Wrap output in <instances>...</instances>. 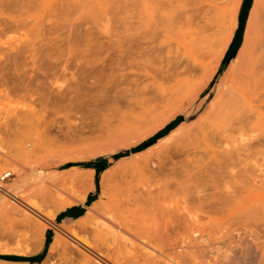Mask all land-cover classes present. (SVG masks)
Wrapping results in <instances>:
<instances>
[{
	"label": "rangeland",
	"instance_id": "1",
	"mask_svg": "<svg viewBox=\"0 0 264 264\" xmlns=\"http://www.w3.org/2000/svg\"><path fill=\"white\" fill-rule=\"evenodd\" d=\"M234 1L228 0L224 16L220 20H218V16L215 19L211 15L214 18L213 26L207 31L208 33L206 32L207 39L204 38L205 40L201 41V39L191 37V42L187 38L184 39L189 44L191 54H182L183 47L174 42L169 46L167 43L154 46L155 44L150 42L151 35L149 33L155 27V23L160 26L163 13H166L168 17L171 16L174 22L176 21L175 17L178 16L179 18L176 17L177 23L175 22L177 25L179 24L178 26L184 19H191L189 17L191 16V4L183 3V0L182 2L181 0H0V254L35 256L42 251L46 237H49V248L50 244H54V248H48L45 257L39 263L0 259V264H42L43 262V264H82L83 262L98 264L99 258L108 263L109 260L115 261L118 255L120 257L125 255L126 263H128L127 259L131 260L133 256L139 260L133 258V262L135 261L136 264H148L147 261L151 262L149 264H161L162 257L161 260L158 259L160 258L158 256V258L155 256V259L152 257L151 261L150 257L139 249V245L137 248L131 249L126 236L123 232L121 235L116 232L112 223L123 221L126 226L132 223L135 224L133 226H136L137 223L138 231L143 229L147 233L150 228V231L153 230V232L158 230L151 235L157 237L153 239H157L155 241H158L157 243L162 248L165 246V242L168 243L163 248L168 253V249L172 248L174 241H179L177 238L181 236L182 231L184 232L190 226V219L182 210H191L192 208V210H226L227 207H230L228 210H233L231 207L234 206H237L234 208L235 210H264V192L262 193L264 181H261L264 180V72L260 75L262 79L255 86V95L251 101H231L233 107L237 108L232 107V112L226 111L228 114L231 112L230 120L226 116L228 120L225 118L224 123L219 122V126H214L215 129H205L211 120L207 113L210 102L219 92V78L224 74L229 62L234 59V53L243 40L253 2V0H243L239 13L242 26L235 34L231 18L235 6ZM224 2L225 0H215L217 7L223 6ZM260 2L261 0L252 11V19L254 22L257 21V24L252 21L250 37L264 40V4L261 8ZM177 4L179 5L177 6ZM229 11L230 13H228ZM221 13L223 12H220V15ZM149 19H151L150 22ZM151 25L152 27H150ZM253 25L256 26L253 27ZM160 34L157 32L154 35L160 37ZM230 38L228 55L234 52L232 59L229 58L223 64L225 53L209 83L202 86L201 78L207 66L213 64L216 55L222 51V45ZM167 52L168 57L166 58L165 53ZM133 55H137L135 57L139 58L138 61H145V64L149 66L153 65L154 70L159 66L156 71L157 78H154L158 82L150 79L151 83H149L150 80L142 83L143 86L140 85V88H137L138 91L141 90V93L136 96L132 94H135L136 90L132 92L129 90L130 93L126 92L119 98L109 96L110 98L103 99L101 96H99L100 98L85 96L83 90L87 89L89 85H98L108 78L111 79L110 77L114 73H123L124 71H119L121 67L119 64L127 63L128 65L131 59L135 58ZM72 58L74 62L71 61ZM100 60L102 61L100 62ZM114 60H117V63ZM261 61L264 64V57ZM109 62L110 64H108ZM188 69L196 70L191 76L187 73ZM123 70L126 71L123 74L136 71L129 70L128 67ZM74 72H76L75 75ZM72 74L73 76H71ZM116 74L112 80L126 78L121 74ZM184 77L196 83L191 87L181 89L167 105L161 109L159 107L160 111L155 112V114L158 113L156 114L158 117H161L166 115L171 108L176 107L175 113L169 117L165 126L153 131H148L146 128L135 129L133 124H135L136 117L139 116L138 113L143 108L150 106L151 101L156 97L163 96L164 93L165 95L172 93V90L174 92L177 88L182 87L183 83L180 82H183ZM5 78L9 80L6 81ZM134 78L132 77V79ZM69 79L71 80L69 81ZM131 82L133 81L131 80ZM147 82L148 85H144ZM125 83L122 85L125 86ZM176 83L177 85H175ZM178 83H180L179 86ZM129 84L131 83H128V86ZM66 85L69 87H64ZM171 86L176 89L172 88L170 91ZM70 88H74L73 91ZM74 94H77V97L80 94L82 101L76 100ZM94 97H96V101L92 100ZM259 99L261 100L259 101ZM108 103L109 105H107ZM258 107L260 110H257ZM135 115L136 117H134ZM130 127L133 128L130 129ZM171 130H174L172 134L176 135V138L179 137L183 140L191 138V141L189 140L188 144L176 151L173 149L174 139H160ZM201 130H204L206 134H201ZM159 131L163 136L140 151L130 153L132 148L137 147ZM208 132H210L209 135H207ZM241 134L246 135L242 137ZM223 138L231 140H226V144H222ZM209 144L213 145L208 146ZM224 146H228L226 149L233 151L228 152L229 150H226ZM216 147L219 148V151ZM217 151L220 154H217ZM124 152L129 153L118 156L119 153ZM226 153L229 156L234 154L231 157L235 158L227 157ZM70 156L74 159L44 170L47 172V174L44 172L45 175L48 176L50 171H60L61 173L72 166L77 167V174L72 175L64 184L55 183V188L48 183L38 182L39 180L28 170L38 167L39 171L41 170L37 166L39 163L52 165L58 160ZM99 157L105 159L107 166L98 174V192L95 196V199L101 202L103 209L95 212V216L91 214L93 212H89L88 217L78 221L75 220L78 218L61 215L64 208L82 203L89 193H95L96 172L93 168L83 166L82 163L96 162ZM227 158L231 162L236 161L232 162V164L235 163V168L237 167L235 172L232 170L234 175L238 176L240 180L245 179L241 180L242 182L240 181L238 186L243 184V187H246L238 191L239 197L236 195V203L234 198L228 199L225 204L218 203L220 198L212 197L210 194L205 196L206 204L201 202L198 199L200 192L196 193L195 190L208 189L206 192H211V182L206 179L205 174L209 168L213 167L214 162L216 164L217 160L231 164ZM244 161L245 163H243ZM41 164L39 165L41 166ZM179 164L183 168L179 167ZM245 166L247 167L245 168ZM244 175L246 176L244 177ZM254 175L258 176L255 178ZM188 176L190 177L188 178ZM254 178L257 179L256 182L255 180L251 182ZM239 179L235 181L237 184ZM233 180L235 179L233 178ZM101 182L105 193L101 191ZM90 185L93 186L89 188ZM250 186L252 190L247 188ZM14 194H18L19 197H15ZM233 202L234 204H232ZM30 204H34L36 207L30 206ZM84 209L85 214L88 208ZM170 210L176 213H171ZM43 211L53 213V216L46 218L42 215ZM173 215L175 216L173 217ZM152 225L153 228H156L152 229ZM60 227H73L77 231H74L72 236L68 230H59ZM162 234L166 237L164 238ZM165 234L171 237L169 238ZM160 235L165 239V242L163 238H160ZM55 238H57L56 241H54ZM123 238L124 240H122ZM159 241L163 244L161 245ZM125 243L127 244L125 245ZM245 248L246 246H240L238 251L246 260L248 255ZM129 249L133 250V254L128 251ZM140 250L141 252H138ZM84 253L91 256L88 262L82 258ZM129 253H131V257ZM233 253L234 251L231 249L220 252L217 256L218 263L240 264L239 261L232 258ZM96 254L99 257H96ZM140 254L145 255L144 259ZM127 255H129L128 258ZM122 258L120 259L122 260ZM121 260L119 261L125 264L124 258V261ZM111 262L109 263L112 264ZM162 263L164 264L163 260ZM128 264L131 262L129 261Z\"/></svg>",
	"mask_w": 264,
	"mask_h": 264
},
{
	"label": "bare ground",
	"instance_id": "2",
	"mask_svg": "<svg viewBox=\"0 0 264 264\" xmlns=\"http://www.w3.org/2000/svg\"><path fill=\"white\" fill-rule=\"evenodd\" d=\"M152 1V0H151ZM183 0V3H187L188 5L191 4V19L189 18H186L184 19L183 22H181L180 26H178L176 23H177V18L178 16L175 17L176 19V23L174 22V20L172 21L173 18H171V16H167L166 13H163V15H161L163 17V19L160 21L159 25L158 26L156 23H155V27L151 29V32L149 33L151 35V43L153 42L155 45L154 46H159L160 43H167V45H171L172 42L176 43V44H180L182 47H183V52L182 54H191V51L189 50V44L186 43L184 41V39H188L189 42H191V37H195L196 39H201L202 40H205L207 39L206 37L208 36L206 34V32L213 26L212 24V21L213 19H217V16H218V20H220L221 17L224 16V11H225V5L228 3V0H225L224 2V5L221 6V7H217L216 6V3H215V0ZM234 1V0H233ZM148 2V1H147ZM150 2V1H149ZM182 2V0H181ZM232 2V1H231ZM230 4H233L231 3ZM146 3V2H145ZM170 3V2H168ZM235 3V6H234V10L232 11L233 14L231 15V18H232V21H233V25H234V30L235 31V28L237 27L238 25V21H239V13H240V10H241V6H242V3H243V0H235L234 1ZM257 3H259V0H253L252 4H251V12L249 13V16L247 18V24H246V28H245V32H244V37H243V40L242 42L240 43V45L238 46L237 50L235 51V55H234V59L231 60L228 64V66H226L225 70H224V74H222V76H220L219 78V82H218V88H219V92H218V95L215 96L211 102H210V106H209V109L207 111L208 115L211 117V120L208 124V126L205 128V129H210L213 130L214 126L218 125L219 122H225L227 117L228 119L230 120V117L229 114L232 112L231 110L234 108L236 109L235 107H233L231 101L235 100V101H238V100H246V101H251V99L253 98V96L255 95V86L257 84V82L259 80H261L262 78L260 77V75H262L261 73L264 72V64L262 63L261 59L264 57V40H260L259 38H254V37H250V28H251V24H253V19H252V11H254L255 7L257 6ZM261 8H263V4H264V1L261 0ZM150 4V3H149ZM155 5V4H154ZM170 5V4H169ZM179 4H177L178 6ZM182 5V4H181ZM180 5V7H181ZM176 6V7H177ZM231 6V5H230ZM263 6V7H262ZM156 7V5H155ZM168 7V5H167ZM174 7V6H173ZM172 7V8H173ZM187 7V6H186ZM179 8V7H178ZM228 8L229 5H228ZM181 9V8H180ZM147 10V9H146ZM157 10V8H156ZM155 10V11H156ZM172 10V9H171ZM227 10V9H226ZM174 11V10H172ZM187 11V10H186ZM190 11V10H189ZM185 12V11H184ZM220 12H223L221 13L220 15ZM187 13V12H186ZM184 13V14H186ZM230 13V11L228 12ZM171 14V13H169ZM181 14V13H180ZM183 14V13H182ZM188 14V13H187ZM186 14V15H187ZM213 15V17L211 16ZM72 16V15H71ZM153 16V15H152ZM160 16V18H161ZM92 17V16H91ZM182 17V16H181ZM185 17V16H184ZM72 18V17H71ZM70 18V19H71ZM152 18V17H151ZM159 18V17H158ZM179 18V17H178ZM84 19V18H83ZM153 19V18H152ZM73 20V19H72ZM182 20V19H181ZM191 20V22H190ZM151 21V19H149V22ZM159 21V20H158ZM179 21V20H178ZM253 21V22H252ZM153 22V21H152ZM151 22V23H152ZM219 22V21H218ZM257 22V21H256ZM254 22V23H256ZM20 23V22H19ZM179 23V22H178ZM154 24V23H153ZM257 24V23H256ZM14 25V24H13ZM75 25V24H74ZM87 25V24H86ZM140 25V24H139ZM88 26V25H87ZM158 26V27H157ZM256 26V25H255ZM253 25V27H255ZM73 27V26H72ZM152 27V25L150 26ZM260 28V27H259ZM17 29V28H16ZM255 30V29H254ZM257 30V29H256ZM253 31V30H251ZM258 31H260L258 29ZM121 32V31H120ZM154 32V33H153ZM161 33L160 34V37H156L154 34L155 33ZM26 33V32H25ZM208 33V32H207ZM233 35V34H232ZM258 35V34H256ZM132 37V36H131ZM259 37V36H258ZM113 38V37H112ZM205 38V39H204ZM250 38H254L253 40H251ZM147 40V39H146ZM149 40V38H148ZM231 38L228 39V41H226V43H224L222 45V51L220 52V54H217L215 59L213 60V64L210 65V66H207L206 68V71L203 75V77L201 78V84L202 86L209 83V81L211 80V77L213 76V74H215V69L216 67L218 66L219 62L221 61V59L223 58L224 54L226 53L228 47H229V42H230ZM31 42V40H30ZM33 42V41H32ZM149 42V41H148ZM21 43V42H20ZM146 43V42H145ZM33 44V43H32ZM147 44V43H146ZM9 45V44H8ZM153 45V44H152ZM14 46V45H13ZM31 47V46H30ZM137 47V46H136ZM162 48V47H161ZM118 49V48H117ZM164 49V48H163ZM175 49V48H174ZM173 49V50H174ZM111 50V49H110ZM157 50V49H156ZM166 51V49H164ZM163 50V51H164ZM5 51V50H4ZM27 51V50H26ZM42 51V50H41ZM45 51V50H44ZM149 51V50H148ZM169 51V49H168ZM39 52V50H38ZM116 52V51H115ZM153 52V51H152ZM13 53V52H12ZM19 53V52H18ZM37 53V52H36ZM149 53V52H148ZM147 53V54H148ZM173 53V52H172ZM176 53V52H175ZM174 53V54H175ZM14 54V53H13ZM41 54V53H40ZM124 54V53H123ZM168 54L165 53V55ZM170 54V53H169ZM174 54H171V55H174ZM6 55V54H5ZM84 55V54H83ZM122 55V54H121ZM120 56V55H119ZM137 56V55H135ZM133 55V57H135ZM6 57V56H5ZM11 57V56H10ZM153 57V56H152ZM158 57V56H157ZM168 57V55H166V58ZM12 59V58H11ZM15 59V58H14ZM78 59V58H77ZM76 59V60H77ZM85 59V58H84ZM103 59V58H102ZM139 58H132L131 59V62L127 63L126 64H119L121 65L119 71H124L126 72L125 68H129V70H136L135 72H128V73H117V74H121L123 75L124 77V80H119V79H113L112 80V77L114 76V73L113 76H111L110 78L111 79H107L101 83H99L98 85H92L83 90L85 91V96L86 97H93V96H98V98H100L99 96H101L103 99H105V97H109V96H112L113 98H119V97H122L123 95H125L126 92L130 93V91H134V93H132L133 95L136 96V94L138 95V93L140 94L141 93V90L138 91L139 89H137L140 85H142V83H145L146 81L150 80V79H153V81H156V79L154 78H157V69L159 68V66H157L158 68L156 69V67H154L156 70L153 69V65L149 66L147 64H145L146 62H142V61H138ZM149 59V58H148ZM153 59V58H152ZM155 59H158V58H155ZM160 59V58H159ZM232 59V58H231ZM75 60V59H74ZM86 60V59H85ZM123 60V59H122ZM129 60H130V57H129ZM128 60V62H129ZM9 61V60H8ZM68 61V60H67ZM73 61V58L72 60ZM98 61V60H97ZM102 60H100L101 62ZM111 61V60H110ZM115 61V60H114ZM117 61V60H116ZM115 61V62H116ZM162 61V59H161ZM62 62V61H61ZM74 62V61H73ZM91 62V61H90ZM113 62V61H112ZM127 62V61H125ZM60 63V62H59ZM117 63V62H116ZM89 64V63H88ZM110 64V62L108 63ZM47 65V64H45ZM59 65V64H58ZM61 65V64H60ZM112 65V64H111ZM123 65V66H122ZM127 67H126V66ZM48 66V65H47ZM55 66V65H53ZM66 66V65H65ZM80 66V64H79ZM94 66V65H93ZM113 66L114 63H113ZM125 66V67H124ZM5 67V66H4ZM3 67V68H4ZM37 67V66H36ZM35 67V68H36ZM57 67V66H56ZM64 67V66H63ZM69 67V66H68ZM67 67V68H68ZM116 67H117V64H116ZM119 67V66H118ZM124 67V68H123ZM2 68V69H3ZM47 68V67H46ZM53 68V67H52ZM55 68V67H54ZM65 68V67H64ZM78 68V67H77ZM82 68V66H81ZM8 69V68H7ZM99 69V68H98ZM113 69V68H112ZM115 69H118V68H115ZM61 70V69H60ZM83 70V69H82ZM196 69H188L187 73L188 75L191 74V76L193 75V72L195 71ZM3 71V70H2ZM1 71V72H2ZM6 71V70H5ZM68 71V70H67ZM81 71V70H80ZM118 71V70H116ZM7 72V71H6ZM85 72V71H83ZM161 72V71H160ZM46 73V72H45ZM61 73V72H60ZM71 73V72H70ZM76 72H74V75H75ZM82 73V71H81ZM1 74V73H0ZM9 74V73H8ZM13 74V73H12ZM42 74H44L42 72ZM55 74V73H54ZM116 74V75H117ZM7 75V73H6ZM62 75V74H61ZM65 75V74H64ZM63 75V76H64ZM70 75V74H69ZM78 75V74H77ZM115 75V76H116ZM1 76V75H0ZM4 76V75H3ZM9 76V75H8ZM40 76V75H39ZM57 76V75H56ZM60 77V75H58ZM73 76V74L71 75ZM70 76V77H71ZM82 76V75H81ZM122 76V77H123ZM156 76V77H155ZM6 77V76H5ZM12 77V76H11ZM10 77V78H11ZM80 77V76H79ZM132 77H136L134 79H132ZM39 78V77H38ZM82 78V77H81ZM114 78V77H113ZM134 82V84H132L133 82H131V80ZM6 79V78H5ZM8 79V78H7ZM6 79V81H8ZM46 79V78H45ZM50 79V78H49ZM57 79V78H55ZM77 79V78H76ZM85 79V78H84ZM4 80V79H3ZM71 79H69L70 81ZM80 80V79H79ZM78 80V81H79ZM82 80V79H81ZM86 80V79H85ZM125 80H128V81H125ZM176 80V79H175ZM90 81V80H89ZM92 81V80H91ZM181 81V80H180ZM3 82V81H1ZM94 82V81H93ZM126 82L123 86L122 84ZM158 82V81H156ZM155 82V83H156ZM54 83V82H53ZM80 83V82H79ZM83 83V82H82ZM97 83V82H96ZM128 83H131L129 84L128 86ZM151 83V80L150 82ZM180 83H183L180 87V88H175V87H178ZM180 83H178V86H175L177 85V83L174 85L175 87H170V91L171 89H176L174 92L172 90V93H164L163 96H160V97H156L154 100H152L151 102V105L148 106L147 108H143L141 112H139V116L136 117V115L134 117H136L137 119L135 120V124H133L134 128L135 129H148V131H153L155 129H158V128H161L163 126H165V124L168 122V119L169 117H171L175 111H176V107L175 108H171L170 111L164 115V116H161V117H158V113L155 114V112H157V110L161 109V107H164L165 105H167V103L170 102V100L172 99L173 96H175L179 91H181V89L183 88H187V87H191L193 86L196 82H192L191 80H189L187 77H184V80L183 82L181 81ZM64 84V83H63ZM85 84V82H84ZM83 84V85H84ZM56 85L58 86V84L56 83ZM131 85V86H130ZM144 85H148V82L147 84H144ZM81 86V85H80ZM143 86V85H142ZM141 86V87H142ZM159 86V85H158ZM64 87H67L64 86ZM63 87V88H64ZM69 87V86H68ZM67 87V88H68ZM87 87V85H86ZM150 87V85H149ZM60 88V87H58ZM140 88V87H139ZM142 88H145V87H142ZM141 88V89H142ZM72 89V88H70ZM74 89V88H73ZM72 89V91H73ZM84 89V88H83ZM151 89V88H150ZM149 89V90H150ZM169 89V88H167ZM166 89V90H167ZM264 89V88H263ZM80 90H82L80 88ZM130 90V91H129ZM165 90V92H167ZM71 91V92H72ZM144 91V90H142ZM155 91V90H154ZM261 91V90H260ZM150 92V91H149ZM161 92V91H160ZM73 93V92H72ZM144 94V92H142ZM151 93V92H150ZM159 94V93H158ZM75 95V94H74ZM83 95V94H82ZM131 95V94H130ZM129 95V96H130ZM132 95V96H133ZM153 95V94H152ZM162 95V94H160ZM32 96V95H31ZM34 96V95H33ZM78 95L76 94L75 95V98L76 100H81L82 97H80V94H79V97H77ZM141 96V95H140ZM151 96V94H150ZM155 96V94H154ZM66 97V96H65ZM97 98V99H98ZM110 98V97H109ZM32 99V98H31ZM71 99V98H70ZM89 99V98H88ZM91 99V98H90ZM95 100L96 97L92 98V100ZM107 99V98H106ZM132 99V98H130ZM66 100V98H65ZM101 101V99H99ZM118 100V99H117ZM261 99H259L260 101ZM34 101V100H33ZM82 101V100H81ZM80 101V103H81ZM90 101V100H89ZM96 101V100H95ZM109 101V100H108ZM143 101V100H142ZM140 101V102H142ZM149 101V100H148ZM263 102V100H262ZM98 103V102H97ZM102 103H103V100H102ZM107 103V102H106ZM228 103V104H227ZM78 104V103H77ZM82 104V103H81ZM117 104V102H116ZM144 104V103H143ZM75 105V104H74ZM97 105V104H96ZM101 105V104H99ZM109 105V103L107 104ZM111 105V103H110ZM149 105V104H148ZM76 106V105H75ZM78 106V105H77ZM84 106V104H83ZM262 106V105H261ZM81 107V106H80ZM94 107V106H93ZM233 107V108H232ZM32 108V107H31ZM97 108V106H96ZM100 108V107H99ZM27 109V108H26ZM254 109V108H253ZM260 110V108L258 107L257 110ZM31 110V109H30ZM231 111L229 114L226 113V111ZM160 111V110H158ZM236 111V110H235ZM235 111L233 112V114L235 113ZM263 111V110H262ZM141 113V114H140ZM258 113V112H257ZM137 114V115H138ZM232 114V116H233ZM264 114V113H263ZM262 114V115H263ZM156 115V116H154ZM154 116V117H152ZM221 116V118H220ZM227 116V117H226ZM263 117V116H262ZM132 118V119H133ZM226 118V119H225ZM131 119V120H132ZM223 119V120H221ZM225 119V120H224ZM227 119V120H228ZM239 119V118H238ZM256 119V118H255ZM130 120V121H131ZM124 122V121H123ZM133 122V121H132ZM130 122V123H132ZM223 122V123H224ZM244 122V121H243ZM222 123V124H223ZM220 124V123H219ZM221 124V125H222ZM132 125V124H131ZM220 125V126H221ZM219 126V125H218ZM132 127V128H133ZM130 127V129H132ZM216 128V127H215ZM214 128V129H215ZM218 129V128H217ZM245 129V127H244ZM136 131V130H135ZM208 131V130H207ZM253 131V130H252ZM174 132V130H171L169 133H167L166 135H164L163 137H161L160 139H165V140H168V139H174V141L172 142L174 145H173V149H179V148H183L186 144H188V142H190L191 138L190 139H187V140H183V139H180L179 137L176 138V135L172 134ZM201 134H206L204 132V130H201L200 131ZM210 132L207 133V135H209ZM224 133V132H223ZM237 133V132H236ZM244 133V132H243ZM248 133V132H247ZM250 133V132H249ZM223 137H224V134H222ZM238 135V134H237ZM246 135V134H244ZM244 135L241 134V136L243 137ZM256 135V134H255ZM201 136V135H200ZM202 137V136H201ZM204 137V136H203ZM245 137V136H244ZM228 138V137H227ZM176 139V140H175ZM208 139V138H207ZM223 138L222 140V144H226V140ZM235 139V138H234ZM239 139V138H238ZM242 139V138H241ZM190 140V141H189ZM203 140V139H202ZM229 140V139H228ZM227 140V141H228ZM231 140V139H230ZM229 140V141H230ZM236 140V139H235ZM234 140V141H235ZM246 140V139H245ZM221 141V140H220ZM240 141V139L238 140ZM206 142V141H204ZM233 142V141H232ZM237 142V141H236ZM208 143V142H207ZM210 143V142H209ZM235 143V142H233ZM217 144V143H216ZM228 144V143H227ZM238 144V143H237ZM244 144V143H243ZM213 145V144H212ZM212 145H208V146H212ZM245 145V144H244ZM222 146V145H221ZM230 146V145H229ZM219 147V146H218ZM216 147V149H218L219 151V148ZM225 147V146H224ZM228 147V146H226ZM225 147V149H226ZM244 147V146H243ZM249 147V146H248ZM211 148V147H210ZM250 148V147H249ZM248 148V149H249ZM225 149L223 150L224 153H225ZM247 149V151H248ZM226 150H229L228 148ZM232 149H230L228 152H231ZM236 149H234L235 151ZM251 150V149H250ZM249 150V151H250ZM177 151V150H176ZM213 151V150H212ZM215 151V150H214ZM217 151V152H218ZM233 151V150H232ZM242 151H244L242 149ZM194 152V151H193ZM196 152V151H195ZM202 152V151H201ZM211 152V151H210ZM227 152V153H228ZM236 152V151H235ZM246 152V150L244 151ZM251 152V151H250ZM222 153V152H221ZM223 153V155H224ZM226 153V154H227ZM234 153V152H232ZM238 153V152H237ZM235 153V154H237ZM240 153V152H239ZM247 153V152H246ZM260 153V152H259ZM204 154V153H203ZM216 154V153H215ZM217 154H220L219 152ZM231 154V153H230ZM242 154V152H241ZM240 154V155H241ZM86 155V154H85ZM213 155H214V152H213ZM228 155V154H227ZM234 156V154H232ZM231 155V156H232ZM239 155V154H238ZM239 155V156H240ZM259 155V154H258ZM231 156H227L231 159H234L232 158ZM236 156V155H235ZM250 156V154H249ZM252 156V155H251ZM76 157V156H75ZM214 157V156H213ZM238 157V156H237ZM263 157V156H262ZM67 158V159H66ZM65 159H61V160H58L57 162L53 163L52 165H47L46 163H39L41 164V166L38 164L37 166H39V169L41 170H37V168H34V169H28L39 181L38 182H44V183H48L52 186L55 185V183L59 184L60 183H65L67 180H69V178L74 175V174H77V167H70L68 169H66V171H63L60 173L57 172V171H50L47 175H45V173L47 174V172H45L44 170L45 169H51L52 167H55L56 165H59V164H62L63 162L65 161H69V160H73L74 158L73 157H66ZM223 158V157H221ZM220 158V159H221ZM226 157H224V160ZM227 158V160L229 159ZM240 158V157H239ZM249 158V157H248ZM247 158V159H248ZM264 158V157H263ZM244 159V158H243ZM245 159H246V156H245ZM250 159V158H249ZM257 159V158H256ZM217 160V159H216ZM250 160H253V159H250ZM212 161V160H211ZM223 161V160H222ZM222 161H218L214 162V165L212 168H209L205 174V177L206 179L210 180L211 182V189L212 191L207 193L206 191L208 190H195L196 193H199L200 196L198 197V199H200L201 202H206L207 198L205 197L206 194L207 195H212L215 196V197H218L220 198L219 202L218 203H221V204H225L228 199L232 200L234 198V202H235V198H236V195L237 197L238 196V191L240 189H244V186L243 187V184L241 186H238L240 185V183L242 182L241 180L243 179H239L238 176L234 175L235 171H236V168L234 166V164H232V161L229 159L228 161L231 162L230 163H225V162H222ZM243 161V160H242ZM241 161V162H242ZM246 161V160H245ZM245 161L243 163H245ZM248 161V160H247ZM257 161V160H255ZM227 162V161H226ZM236 162V161H235ZM264 162V161H263ZM248 163H251V162H248ZM246 163V164H248ZM260 163V162H258ZM237 164V163H236ZM208 165V164H207ZM261 165V164H260ZM238 167L240 166L239 164L237 165ZM251 166V164H250ZM256 166V165H254ZM262 166V165H261ZM179 167L183 168L181 166V164H179ZM201 167V166H200ZM244 167V165H243ZM247 166H245L246 168ZM257 167V166H256ZM255 167V168H256ZM31 168V167H30ZM180 168V169H181ZM192 168V167H191ZM234 168V169H233ZM248 168H249V165H248ZM43 169V170H42ZM173 169V167H172ZM242 169V168H240ZM244 169V168H243ZM253 169V168H251ZM80 170V169H79ZM169 170V169H168ZM178 170V169H177ZM185 170V169H183ZM232 170L234 172H232ZM256 170V169H255ZM261 170V169H260ZM41 171V172H40ZM173 171V170H172ZM246 171V170H245ZM257 171V170H256ZM45 172V173H44ZM185 172V171H184ZM248 173L250 171H247ZM246 172V173H247ZM261 172V171H260ZM245 173V174H246ZM252 172H250L251 174ZM262 173V172H261ZM264 173V172H263ZM262 173V174H263ZM93 174V173H92ZM173 175V173H171ZM170 174V175H171ZM237 174V172H236ZM238 175V174H237ZM248 175V174H247ZM259 175V173H258ZM257 175V176H258ZM77 176V175H75ZM74 176V177H75ZM82 176V175H81ZM104 176V175H103ZM174 176V175H173ZM238 177L237 179H239L238 181V184L237 182V179L236 177ZM246 175H244L245 177ZM255 176V175H254ZM255 176V178L257 177ZM263 176V175H261ZM79 177V176H78ZM190 176H188L189 178ZM192 177V176H191ZM230 178L227 180V178ZM264 177V176H263ZM226 178V180H225ZM233 178L235 180H233ZM250 178V176H249ZM248 178V179H249ZM253 178V177H252ZM252 179L251 182H253ZM36 179V180H37ZM171 179V178H170ZM78 180V179H77ZM245 180V179H244ZM257 180V179H256ZM255 180V182H256ZM259 180V178H258ZM261 180V179H260ZM241 181V182H240ZM261 181H264L263 179ZM209 182V181H208ZM207 182V183H208ZM250 182V183H251ZM254 182V184H255ZM258 182V181H257ZM234 183V184H233ZM237 186H236V184ZM62 184V185H63ZM264 184V183H263ZM262 183H260V185H263ZM246 185V184H245ZM51 186V187H52ZM93 186V185H90L89 188ZM249 186V185H248ZM253 186V185H252ZM198 187V186H196ZM263 187V186H262ZM55 188V186H54ZM248 189L250 188V190H252V187H247ZM253 188L255 189V187L253 186ZM258 189V188H257ZM101 191L105 193L104 191V188L102 187V182H101ZM249 191V190H248ZM250 192V191H249ZM264 191H262L263 193ZM15 197H19L18 194H14ZM209 197V196H208ZM13 198V197H12ZM223 200H222V199ZM216 199V198H214ZM238 199V198H237ZM14 200V199H13ZM218 200V199H217ZM24 201V200H22ZM211 201V200H210ZM234 202L232 204H234ZM237 202V201H236ZM235 202V203H236ZM217 203V202H216ZM257 203V202H256ZM25 204V202H24ZM29 204V203H28ZM206 204V203H205ZM33 205L35 206L34 204H30V206ZM204 205V204H203ZM218 205V204H217ZM237 205V204H236ZM261 205V204H260ZM197 206V205H196ZM195 206V207H196ZM219 206V205H218ZM231 206V205H230ZM36 207V206H35ZM192 207V206H191ZM198 207V206H197ZM224 207V206H223ZM222 207V208H223ZM237 207V206H236ZM235 206L234 207H231V209L233 210H228L229 208L227 207L226 210H182V211H185L184 213L187 214V216L189 217H186L188 219H190V226L183 232L182 230V234H180L181 236L180 239L179 237L177 238L179 241H174V245L172 246L171 249H168V253L163 249L168 243L165 242V237L163 235V237H161L160 235V238H163L164 242H165V246L162 248L159 246V244L155 241L157 239H153V238H157L154 236H152L154 234V232L158 231V230H155L153 232V230L150 231L149 229V233H147L146 231H144L143 229L139 230L138 231V227H137V223H136V226H133L134 223L130 224V225H125V223L123 224V221L119 222V223H116V221H114V223H112L114 225V227L116 228V232H119L120 235L121 233L123 232L124 236H126L125 238H127V240L129 241L130 243V247L131 249H135L137 248V246L139 245V249L143 250L142 252L144 254H146V256L150 257L149 259H151L152 257H154L155 259V256L157 257H160L158 259L161 260V257L163 258V262L164 264H219L218 263V260H217V256L219 255L220 252L222 251H227L228 249H231L234 251L232 258L236 261H239L240 264H264V210H235L234 208H236ZM203 208V207H202ZM201 208V209H202ZM38 209V208H37ZM103 209V206H101V202L97 201V202H94L91 206L88 207V211L86 212L85 216H83L82 218L78 219V220H81V219H84L86 217H88L90 215L89 212H93L91 214H93V216H95V212H98L99 210ZM204 209V208H203ZM242 209V208H241ZM38 211V210H37ZM42 211V210H41ZM140 211V210H139ZM144 212V210H141ZM148 211V210H147ZM146 211V212H147ZM177 211V210H175ZM180 211V210H178ZM17 212V210H16ZM25 212V211H24ZM28 212V211H27ZM40 212V211H39ZM165 213H167V211H164ZM171 213H174L173 210L171 211ZM181 212V211H180ZM42 214L44 217L46 218H49L51 216H53V213H48V212H45L43 211ZM134 213V212H133ZM169 213V212H168ZM167 213V214H168ZM170 213V214H171ZM176 213V212H175ZM174 213V214H175ZM178 213V212H177ZM20 214V213H19ZM142 214V213H141ZM147 215V213H145ZM182 214V213H181ZM30 215V214H29ZM178 215V214H177ZM183 215V214H182ZM181 215V216H182ZM28 216V214H27ZM149 216V215H148ZM168 216V215H167ZM166 216V217H167ZM175 215H173L174 217ZM185 217V215H183ZM182 216V217H183ZM29 217V216H28ZM147 217V216H146ZM169 217V216H168ZM30 218V217H29ZM140 218V216H139ZM149 218V217H148ZM145 219V217H144ZM169 219V218H168ZM176 219V218H175ZM76 220V221H78ZM172 220V219H171ZM92 221V220H91ZM120 221V220H119ZM131 221H132V218H131ZM167 221V220H166ZM175 221V220H174ZM185 221V220H184ZM183 221V222H184ZM188 221V220H187ZM140 222V221H139ZM87 223V222H86ZM110 223V224H111ZM172 223V222H171ZM88 224V223H87ZM144 224V223H143ZM146 224V223H145ZM188 224V223H186ZM185 224V225H186ZM89 225V224H88ZM112 225V227H113ZM135 225V224H134ZM71 226L72 223H71ZM77 226V225H75ZM111 226V225H110ZM184 226V225H183ZM82 227V226H81ZM137 227V228H136ZM175 227V226H174ZM78 228V227H77ZM141 228V227H140ZM143 228V227H142ZM156 228V227H154ZM153 228V225H152V229ZM167 228V227H166ZM169 228V227H168ZM184 228V227H182ZM158 229V228H157ZM59 230H64V231H69L68 233H70V235L73 236L74 234V228L73 227H69V228H65V227H60ZM169 230V229H167ZM166 230V231H167ZM77 231V230H76ZM75 231V232H76ZM114 231V230H113ZM163 231V230H162ZM176 232V231H175ZM80 233V232H79ZM152 233V235H151ZM164 233V232H163ZM168 233V231H167ZM60 234V233H59ZM58 234V236H59ZM122 234V236H123ZM169 234V233H168ZM167 235V234H165ZM174 235V234H173ZM57 236V235H56ZM55 236V237H56ZM61 236V235H60ZM76 236V235H75ZM168 236V235H167ZM64 237V236H63ZM169 237V236H168ZM171 237V236H170ZM169 237V238H170ZM173 237H177V236H173ZM122 238V237H121ZM160 238H158L160 240ZM57 238H55L54 241H56ZM168 239V238H167ZM124 240V238L122 239ZM126 240V241H127ZM176 240V239H174ZM58 241V240H57ZM170 241V239H169ZM172 241V239H171ZM125 242V241H124ZM161 243V241H159ZM163 242V241H162ZM177 242V243H176ZM55 243V242H54ZM61 243V241H60ZM176 243V244H175ZM57 245L58 242H56ZM65 244V243H64ZM127 243H125L126 245ZM163 243H161L162 245ZM50 248H54V244H50ZM88 246V245H87ZM240 246H246L245 248V252L246 254L248 255V259L245 260V258L239 254V251H238V247ZM123 247H126V246H123ZM49 248V247H48ZM49 248V249H50ZM59 248H60V245H59ZM62 248V247H61ZM90 248V247H89ZM168 248H170L168 246ZM128 249V247H127ZM129 249L128 251H133ZM166 249V248H165ZM111 250V249H110ZM109 250V251H110ZM123 250V248H122ZM138 251V252H141ZM106 252L107 254L109 253ZM126 251V250H124ZM137 251V249H136ZM122 252V251H121ZM135 252V251H134ZM101 253V252H100ZM124 253V252H123ZM136 253V252H135ZM85 254V255H84ZM82 254L84 259H86L88 262L89 258L91 257L90 255H88L87 253H84ZM104 254V253H103ZM125 254V253H124ZM127 254V253H126ZM133 254V252H132ZM142 254V253H141ZM140 254V255H141ZM143 254V259H144V255ZM97 255V254H96ZM106 255V254H104ZM103 255V256H104ZM130 257L132 256L131 253H129ZM127 255V258L128 256ZM119 256V257H118ZM116 256V260L111 262L109 260V262H111L112 264H122V262H120L119 260H121L120 258H122V260L125 262V264H128L129 261L133 262V258L137 259L136 257H131V260L127 259L128 263H126V258L124 256L121 255H118ZM138 256V255H136ZM96 257H99V255H97ZM106 257V256H104ZM247 257V256H246ZM49 258V257H48ZM108 258V257H107ZM147 258V257H146ZM145 258V259H146ZM101 258L98 259V264H108L105 262V260L103 261L102 259L100 260ZM109 259V258H108ZM107 259V260H108ZM148 259V258H147ZM157 259V260H158ZM49 260V259H48ZM83 260V259H82ZM93 260V259H92ZM121 260V261H122ZM136 260V262H137ZM158 260V261H160ZM162 260H161V264L162 263ZM51 261V260H50ZM139 261V260H138ZM145 261V260H143ZM152 261V259H151ZM148 264L151 263L149 261H147ZM146 262V263H147ZM44 263V262H43ZM42 263V264H43ZM85 264V262H83ZM82 263V264H83ZM110 264V263H109ZM124 264V263H123ZM133 264H136L135 261L133 262ZM153 264V263H152Z\"/></svg>",
	"mask_w": 264,
	"mask_h": 264
},
{
	"label": "trees",
	"instance_id": "3",
	"mask_svg": "<svg viewBox=\"0 0 264 264\" xmlns=\"http://www.w3.org/2000/svg\"><path fill=\"white\" fill-rule=\"evenodd\" d=\"M240 15V14H239ZM240 17V16H239ZM229 48L226 52V56L223 59V64L229 59L231 58L234 54V52L230 55H228L229 53ZM163 135L160 134V131L157 132L154 136L150 137L149 139H147L146 141L142 142L141 144H139L137 147L132 148L130 150L131 152H136V151H140L141 149L145 148L147 145L152 144L153 142H155V140H157L159 137H161ZM127 153L129 152H124V153H119L118 156H123V155H127ZM83 166L85 167H89V168H93L96 172V191L94 194L89 193L88 194V199L94 200L96 197V194L98 192V174L100 172H102L107 166L105 164V159L104 158H97L96 162H86V163H82ZM50 241H49V237H46L45 239V243H44V247L42 249V251L35 255V256H20V255H11V254H0V259L2 260H7V261H15V262H29V263H39L43 260V258L45 257L46 253H47V249H48V245H49Z\"/></svg>",
	"mask_w": 264,
	"mask_h": 264
},
{
	"label": "crops",
	"instance_id": "4",
	"mask_svg": "<svg viewBox=\"0 0 264 264\" xmlns=\"http://www.w3.org/2000/svg\"><path fill=\"white\" fill-rule=\"evenodd\" d=\"M241 26H242V20L239 17V21H238V25H237L236 30H235V34H236V32L239 29H241ZM94 202H97V199L91 200V199H88V196H87L84 199V202L79 203V204L77 203L75 205H71V206H68V207L64 208L63 209L64 211L61 213V215H66V216H68V218H78V219H80L79 217H81L84 214V211H85L84 208H86V207L88 208ZM85 214L83 216H85ZM78 219H75V220H78Z\"/></svg>",
	"mask_w": 264,
	"mask_h": 264
}]
</instances>
